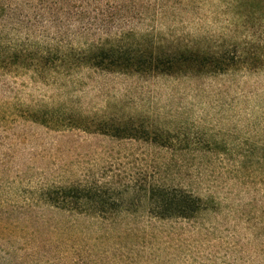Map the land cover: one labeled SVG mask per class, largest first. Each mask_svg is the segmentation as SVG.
<instances>
[{"label":"rangeland","instance_id":"1","mask_svg":"<svg viewBox=\"0 0 264 264\" xmlns=\"http://www.w3.org/2000/svg\"><path fill=\"white\" fill-rule=\"evenodd\" d=\"M239 1L186 0L131 27L166 49L252 51L247 69L142 76L0 65V264H264V0ZM69 9L68 0H0V54L83 49L86 19ZM118 120L148 139L95 131ZM95 184L133 202L128 212L102 221L30 203ZM150 184L189 192L205 211L150 218L140 201Z\"/></svg>","mask_w":264,"mask_h":264},{"label":"trees","instance_id":"2","mask_svg":"<svg viewBox=\"0 0 264 264\" xmlns=\"http://www.w3.org/2000/svg\"><path fill=\"white\" fill-rule=\"evenodd\" d=\"M68 1L71 5L68 14L75 21L78 18L86 19L87 24L83 26V31L87 32L83 35L84 48H71L63 53L56 50L54 54H38L19 48V54H0L2 69L7 68V64L18 63L19 59V68L24 66L26 69H45L50 64L53 67H88L107 73L142 76H200L225 74L239 67L247 69L256 58L252 51L240 53L236 49L229 53L222 47L194 48L186 44L176 49H166L151 38L148 32L139 34L136 28L131 27L134 22L140 23L147 17H164L185 7L183 2L186 0ZM187 1L193 3L194 0ZM241 2L242 0L239 1V6ZM92 30L93 34L88 36ZM93 125L97 133L113 139H134L137 133L142 138L148 139L149 136L145 129L136 128L130 121H101ZM153 140L156 141V135H153ZM140 201L147 215L160 221H188L205 211L200 198L184 190L159 184H150ZM30 203L62 214L92 217L102 221H112L121 212H128V207L133 204L123 198L122 194H103L101 187L96 184L73 185L34 194Z\"/></svg>","mask_w":264,"mask_h":264}]
</instances>
